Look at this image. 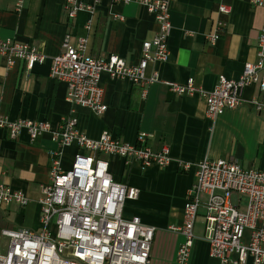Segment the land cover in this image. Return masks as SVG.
<instances>
[{
  "label": "crops",
  "instance_id": "0c3cea01",
  "mask_svg": "<svg viewBox=\"0 0 264 264\" xmlns=\"http://www.w3.org/2000/svg\"><path fill=\"white\" fill-rule=\"evenodd\" d=\"M63 2L0 0V38L27 42L45 55L43 63L28 69L24 60L14 59L9 65L0 54V113L10 120L45 121L57 130L61 118L74 109L77 129L89 138L108 131L129 145L137 144L139 134L146 133L151 135L146 145L152 151L168 148L165 166L102 157L108 160L115 180L140 190L136 200L125 202L121 215L125 219L138 217L155 228L149 264H177L176 252L184 236L174 228L183 222L184 198L194 181L197 162L225 159L237 161L243 168L264 169V114L257 113L252 103L264 102V90L256 84L247 86L240 105L211 119L204 98L197 93L175 94L166 81L184 84L192 78L197 88L209 92L221 75L238 78L244 62L257 60L264 8L247 0H174L169 10L168 59L166 63L149 61L145 66V76L157 72L159 80L151 83L144 95L128 79L112 80L102 73L106 108L96 114L86 107L72 109L65 83L49 77L51 58L59 54L64 36L69 34L71 43L77 36L85 37L93 57L116 54L134 64L141 58L142 42L155 36L157 23L136 0H99L92 12L80 11L75 18L68 17ZM221 5L230 6V12L221 13ZM220 22V35L211 43L207 36ZM78 153L86 151L75 143L61 147L48 132L31 140L24 129L11 139L8 130L0 128V185L24 192L28 199L25 205L0 203V231L40 230L39 201L42 187L49 183L51 163L58 160L61 168L70 169ZM180 164H188V168ZM203 211L201 207L194 225L188 264H220L210 256L203 236ZM7 246L8 240L0 235L2 253ZM245 264L253 263L249 258Z\"/></svg>",
  "mask_w": 264,
  "mask_h": 264
},
{
  "label": "built area",
  "instance_id": "2783aa9c",
  "mask_svg": "<svg viewBox=\"0 0 264 264\" xmlns=\"http://www.w3.org/2000/svg\"><path fill=\"white\" fill-rule=\"evenodd\" d=\"M95 2L64 0L68 17L80 11L94 10ZM127 3L131 0H117ZM154 15L157 31L151 40L142 42L141 58L127 63L116 54L96 58L88 53L87 39L77 36L71 43L66 34L59 54L52 56L49 77L64 82L66 100L72 106L86 107L101 114L103 103L101 74L112 80L126 78L139 86L143 94L158 79L154 72L145 76L149 61L166 63L169 56L168 39L172 25L170 4L174 0H136ZM264 8V0H247ZM21 1L17 4V10ZM221 13H229L230 6L221 5ZM222 23L207 36L211 43L220 35ZM0 54L8 64L22 59L28 69L45 61V55L27 42L0 38ZM256 84L264 90V21L257 42V60L244 62L236 79L221 75L217 83L204 92L194 85L192 78L184 84L167 82L169 90L178 95L197 93L206 101V115L215 118L242 102L244 89ZM254 109L264 114V102L254 100ZM77 114L73 109L61 118L59 128L51 129L45 121L10 120L0 113V128H6L14 139L26 130L31 140L48 132L61 147L77 144L86 153H78L70 169L61 168L53 160L49 183L42 187L40 203L41 229L2 228L0 235L8 240L7 250H0V264H149L155 228L145 225L138 217L125 219L122 214L128 200H136L140 190L114 179L109 162L103 155L119 156L146 166L155 163L165 166L169 161L168 148L154 152L146 145L150 134L142 133L137 144L124 143L111 132L104 131L96 139L77 129ZM184 169L188 164H180ZM202 197L205 199L202 200ZM234 198L236 202H234ZM183 206V222L174 228L184 236L176 252L177 264H188L194 241V225L199 209H204V239L209 254L220 264H253L264 260V169L243 168L237 161L203 158L196 164L192 185L187 189ZM28 203L24 192L0 185V203ZM248 238L245 240V232Z\"/></svg>",
  "mask_w": 264,
  "mask_h": 264
}]
</instances>
